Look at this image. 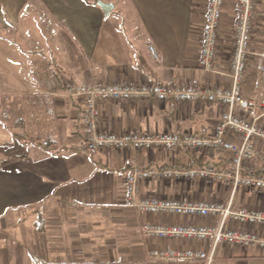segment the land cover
<instances>
[{"label": "crops", "instance_id": "obj_1", "mask_svg": "<svg viewBox=\"0 0 264 264\" xmlns=\"http://www.w3.org/2000/svg\"><path fill=\"white\" fill-rule=\"evenodd\" d=\"M99 1L112 4L108 14ZM205 2L0 0V37L5 39L4 31L17 34L23 16L36 14L52 40L40 45L22 30L26 43L0 41V264H170L173 261L150 260V250L210 247V242L145 237L142 225L148 220L217 225L218 219L144 215L125 207L126 159L132 158L139 168L226 170L233 167L229 152L185 147L89 152L85 102L65 97L61 85L48 91L37 78L38 72L47 76L57 72L59 78L54 77L59 83L72 78L100 84L156 82L176 87L191 82L196 87H228L238 9L232 1L223 7L215 71L207 73L199 64ZM16 44H24L22 60L16 58ZM251 49L264 53V0L256 1ZM259 64L258 56L251 55L244 82L246 97L256 90L264 92ZM228 109L218 102L107 101L101 103L99 128L117 133L192 131L207 137ZM256 147L260 154L245 164L262 173L264 146L256 142ZM140 192L231 201L234 207L264 210V189L234 187L231 181L153 177L142 183ZM213 264H264V249L221 243Z\"/></svg>", "mask_w": 264, "mask_h": 264}, {"label": "built area", "instance_id": "obj_2", "mask_svg": "<svg viewBox=\"0 0 264 264\" xmlns=\"http://www.w3.org/2000/svg\"><path fill=\"white\" fill-rule=\"evenodd\" d=\"M227 1H232L238 9L231 61V84L228 87H196L191 82L176 87L156 82L100 84L95 81L79 82L72 78L64 79L59 83L54 76L37 73L39 83L48 91H53L61 85L65 97L81 98L85 102L83 120L87 129L86 147L91 151L104 149L138 151L150 148L176 150L185 147L231 154L233 167L226 170H219L214 166L139 168L132 158L126 159L129 170L126 174L125 207L133 208L144 215L162 213L193 219L201 217L218 219L217 225L161 223L152 220L144 222L142 230L148 240L174 238L211 243L206 250L194 247L153 248L149 252L150 260L213 264L216 246L221 243L264 249V210L234 207L231 201H204L192 199L190 196L183 198L153 197L141 195L140 192L142 183L153 177L160 180L176 178L183 181L200 177L207 180L231 181L234 187L264 189V172L257 173L245 164V160L260 154L256 142L264 146V124L262 123L264 92L256 90L251 97L244 95V82L251 55L258 56L259 69L264 74V53L254 52L251 49L257 0H206L199 64L207 73L215 71L218 30L223 7ZM149 48L153 56L157 57L155 48L152 45ZM150 98L160 101L175 100L180 103L218 102L223 106H228L229 109L223 111L222 119L215 126L213 134L207 137L199 136L192 131H187L182 135L171 131L117 133L99 128L102 115L101 103ZM227 136L232 138L228 139ZM246 170L250 172L243 174ZM248 226H254L257 229H250Z\"/></svg>", "mask_w": 264, "mask_h": 264}, {"label": "rangeland", "instance_id": "obj_3", "mask_svg": "<svg viewBox=\"0 0 264 264\" xmlns=\"http://www.w3.org/2000/svg\"><path fill=\"white\" fill-rule=\"evenodd\" d=\"M13 28V27H12ZM18 29L19 32L17 34L13 33L12 31H4L1 32L5 37V39H3L2 37H0V41L1 39L3 40H18V42H25L22 36H21V32L22 30H26L29 32L31 38H29L32 41H35L37 43H40V45H48L50 43H52V40L50 38V32L48 27L45 26L44 20L42 18H39L38 15L36 14H31L28 16V18L26 19L25 16H23V18L21 19L20 23L18 24ZM47 29V30H46ZM23 39V40H22ZM10 42V41H9ZM26 43V42H25ZM21 46H24V44H21ZM20 46V44H16L14 49L17 50L18 54H16V58L18 60H22L23 57H21V53L20 50L22 49V47ZM249 228L254 227V226H248ZM163 240H170L169 238L163 239ZM173 242H179L182 241L181 239H171ZM154 241V240H153ZM189 241H194V240H189ZM170 264H193L190 262H183V261H173Z\"/></svg>", "mask_w": 264, "mask_h": 264}, {"label": "water", "instance_id": "obj_4", "mask_svg": "<svg viewBox=\"0 0 264 264\" xmlns=\"http://www.w3.org/2000/svg\"><path fill=\"white\" fill-rule=\"evenodd\" d=\"M98 3H99L100 6L103 8L104 12H105L106 14H108V11H109V9L112 7V4L107 3V2H102V1H99Z\"/></svg>", "mask_w": 264, "mask_h": 264}, {"label": "trees", "instance_id": "obj_5", "mask_svg": "<svg viewBox=\"0 0 264 264\" xmlns=\"http://www.w3.org/2000/svg\"><path fill=\"white\" fill-rule=\"evenodd\" d=\"M54 76L57 77V78H59L57 72L54 73ZM86 150H88L89 152H94V151H91V150L87 149V147H86Z\"/></svg>", "mask_w": 264, "mask_h": 264}]
</instances>
